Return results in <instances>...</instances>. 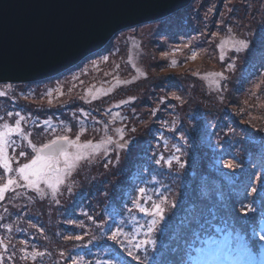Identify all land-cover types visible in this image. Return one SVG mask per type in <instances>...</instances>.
I'll list each match as a JSON object with an SVG mask.
<instances>
[{
  "label": "rangeland",
  "instance_id": "1",
  "mask_svg": "<svg viewBox=\"0 0 264 264\" xmlns=\"http://www.w3.org/2000/svg\"><path fill=\"white\" fill-rule=\"evenodd\" d=\"M232 38L247 41L248 48L237 52L226 44L222 51V41ZM218 72L226 79L209 76ZM213 80H219V88ZM90 88L95 99L88 95ZM0 92L5 93L0 96V125L14 124L19 112L25 117L22 128L37 145L59 135L75 139L81 129L80 143L112 140L107 150L80 161L55 197L44 184L43 195L15 185L5 192L0 264H167L166 242L185 229L184 218L198 224L210 221L218 206L230 216L232 205L242 199L263 203L255 180V197L241 192L253 173L264 181V0H193L160 21L122 31L66 74L33 84H0ZM229 106L237 107L236 112ZM117 129H123V140ZM12 139L16 146L8 154L23 164L30 157L20 152L31 149L27 141ZM226 160L242 168L233 172L225 167ZM12 167H17L15 160ZM4 183L6 177L0 180ZM140 188L146 190L145 207L165 197L167 203L165 218L152 236L155 247L133 249L139 257L134 260L107 237L120 227L130 234L139 229L135 239H145L152 217L132 204L140 199ZM198 193L215 204L208 209L211 203L195 197ZM172 220L184 225L181 231L170 228ZM236 229L240 235V227ZM226 242L220 258L210 264L250 261L249 254L230 255L228 238Z\"/></svg>",
  "mask_w": 264,
  "mask_h": 264
},
{
  "label": "water",
  "instance_id": "2",
  "mask_svg": "<svg viewBox=\"0 0 264 264\" xmlns=\"http://www.w3.org/2000/svg\"><path fill=\"white\" fill-rule=\"evenodd\" d=\"M193 0H0V84L44 81Z\"/></svg>",
  "mask_w": 264,
  "mask_h": 264
},
{
  "label": "snow or ice",
  "instance_id": "3",
  "mask_svg": "<svg viewBox=\"0 0 264 264\" xmlns=\"http://www.w3.org/2000/svg\"><path fill=\"white\" fill-rule=\"evenodd\" d=\"M226 44H231V46L237 52L248 48L247 41L243 39L236 40L235 38H232L230 40L222 41L220 45L222 51ZM197 55L198 54L194 51L190 59L193 61L196 60ZM172 64L175 66L176 61H172ZM232 67V65H229L230 70ZM141 75H143V73H141ZM209 76L226 79L223 72L210 73ZM202 78L208 79L209 77L205 76ZM213 83H215L219 88V80H213ZM56 91L59 92L60 95H63L61 90L57 89ZM104 94L107 93L105 92ZM4 95V92H0V96ZM52 95V91L47 93L48 97H52ZM88 95L92 96L93 99L96 98V95L93 94L91 88L88 89ZM174 98L180 99L179 97ZM51 102V99H49V103ZM8 115L11 116L12 113H9ZM16 116L18 119L15 120L14 124L4 123L0 125V168L3 169V174H0V180L5 179L6 177V183L0 184V201L5 198V192L9 190H15L13 188L14 185L16 187H26L32 189L40 195H43V189H41L40 185L44 184L49 189H51L52 195L55 197L59 191V185L63 184L65 179L72 174V171L78 166L80 161L87 159L92 154L98 153L102 148L107 150L106 145L112 143L111 137H107L105 140H102L99 143H93L92 141L80 143V137L84 131V129H81V132L76 135L75 139H71L68 135H59L54 139L49 140L48 143L37 145L30 139L31 134L26 133L21 126V122L25 120V117L19 112L16 113ZM46 123L50 124V122ZM67 131L71 130L67 129ZM117 132L120 135V139L123 140V129H117ZM13 135L19 137L21 140L27 141V146L31 149V153H27L25 151L20 152L19 155L21 157H30L23 164H20L19 160L16 159L15 156H9L8 154V149L13 148L14 150L16 146V141L12 139ZM181 139H183V137H181ZM118 147L123 149L125 145L118 144ZM69 149H74V151H69ZM177 151H179V148H177ZM173 159H175L176 162L180 164V167L185 166L180 162L179 157H173ZM13 160H15L17 164L15 169L12 167ZM161 160H163V157H161L159 160H156L155 163L160 164ZM167 163L171 165L172 160L169 159ZM224 165L233 172L242 168L240 163H236L233 160L224 161ZM10 173H14V175H6ZM253 180H255L260 185V200L264 202V181H262L261 177L255 173H253L252 177L244 183L241 195L245 198L249 195L253 197L257 195L258 187L253 184ZM21 181H23V183H20ZM139 194L140 199L132 200L134 209L146 216L152 217L147 225V231L143 233L145 239L138 241L135 239L136 235L139 234V229L135 233L130 234L123 232L120 227H116L115 231H111V234L107 237V239L113 241L114 243L125 247L128 255L132 256L134 260L139 259V257L133 255V249L138 251L142 248H146L147 246L155 247L156 240L153 239L152 236L157 223L165 218V208L163 205L167 203V198L165 197L159 203L153 201L150 207H145V205L141 202L146 196L145 188H140ZM147 199L151 201V197H147ZM254 203V200L252 202L245 203L243 199L239 202L236 209L237 216L234 217L233 231L236 230L237 223L240 225L241 231H243L247 226L251 229V235L256 237L260 242L264 243V216H262L260 220L259 233H257L255 227H253V219L249 218V214L255 211L253 207ZM171 207H175V203H172ZM128 211L132 212L133 209L130 208ZM120 223H123V221ZM98 227L102 228L103 225H98ZM69 239H72V237H69ZM74 239L80 240L82 237L76 236ZM0 243H2V241H0ZM128 245H131V247H128ZM32 255L35 257L36 255L41 254L33 253ZM73 264H75V261ZM96 264H111V261L98 260Z\"/></svg>",
  "mask_w": 264,
  "mask_h": 264
},
{
  "label": "trees",
  "instance_id": "4",
  "mask_svg": "<svg viewBox=\"0 0 264 264\" xmlns=\"http://www.w3.org/2000/svg\"><path fill=\"white\" fill-rule=\"evenodd\" d=\"M231 102L233 103V101ZM229 107H233V111L236 112L237 107ZM223 113H225V111ZM224 119L227 121V123L231 121L230 118ZM200 195L201 194L198 193L195 197H199L203 203H211L208 209H210L211 206L215 204V202H212L213 200L209 199V196H203L204 198H202ZM257 201L258 200H256L255 202ZM231 203L232 202H230V204ZM263 204L264 202L259 205H256L254 203L253 207L255 211L249 214V218L253 219V227H255L257 233H259L261 217L264 216ZM232 206L235 210L229 213L230 216L223 214L225 208L218 206L214 213H212L211 215L215 216H213L210 221H199L197 224L196 222H194V220L188 221L184 218V220L188 222L186 223V227L188 229L185 227L184 230H182V228L184 227L183 224L173 223L175 221L172 220L170 228L179 229L180 231H182L178 235H172L168 242H166L167 248H165L163 252V261H169L167 264H199L201 262L204 263L206 261L205 257L204 259L202 258L204 256V251L209 250L210 248V240L213 238L219 239L220 244H222L223 240L227 236H230L233 241L232 246L235 250L240 251L244 248H247V250L254 254L257 261L262 264L264 261V254L262 253L264 248L262 246V243L256 237H253L251 235V229L246 226L244 230L241 231L240 235L238 234L237 229L233 231V222L234 217L237 216V207L236 205ZM223 215H225L227 218H224ZM211 216H209V213L207 211L206 218H209ZM231 220L232 222H230ZM236 227H240V225L237 223ZM200 228H202L201 232L196 235V233L200 231ZM163 253L161 254V257Z\"/></svg>",
  "mask_w": 264,
  "mask_h": 264
},
{
  "label": "bare ground",
  "instance_id": "5",
  "mask_svg": "<svg viewBox=\"0 0 264 264\" xmlns=\"http://www.w3.org/2000/svg\"><path fill=\"white\" fill-rule=\"evenodd\" d=\"M154 22H157V21H154ZM154 22H149V23H145V24H150V23H154ZM145 24H142V25H145ZM139 26H141V25H137L136 27H139ZM121 33V32H120ZM119 34V33H118ZM117 35V34H116ZM115 35V36H116ZM115 36L112 38V39H114L115 38ZM111 39V40H112ZM84 61V60H83ZM82 61V62H83ZM73 68V67H72ZM72 68H70V69H68L67 71H65V72H63L62 74H60V75H58V76H61V75H63V74H66V73H68V71H70ZM58 76H55V77H58ZM55 77H53V78H55ZM53 78H49V79H47V80H50V79H53ZM39 82H42V81H38V82H30L31 84H33V83H39ZM5 84H14V83H5ZM70 150V149H69Z\"/></svg>",
  "mask_w": 264,
  "mask_h": 264
}]
</instances>
